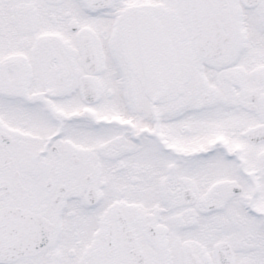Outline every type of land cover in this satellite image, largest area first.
<instances>
[{
  "label": "snow or ice",
  "instance_id": "6c2138e0",
  "mask_svg": "<svg viewBox=\"0 0 264 264\" xmlns=\"http://www.w3.org/2000/svg\"><path fill=\"white\" fill-rule=\"evenodd\" d=\"M0 264H264V0H0Z\"/></svg>",
  "mask_w": 264,
  "mask_h": 264
}]
</instances>
